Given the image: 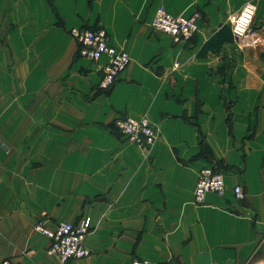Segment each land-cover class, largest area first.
I'll return each instance as SVG.
<instances>
[{
	"label": "crops",
	"instance_id": "1",
	"mask_svg": "<svg viewBox=\"0 0 264 264\" xmlns=\"http://www.w3.org/2000/svg\"><path fill=\"white\" fill-rule=\"evenodd\" d=\"M245 1L262 42L240 50L227 17ZM157 7L199 13L198 33L172 44ZM82 26L128 56L106 92L105 58L67 33ZM122 116L157 127L148 151L104 128ZM210 165L223 194L194 206ZM263 168L264 0H0V261L60 264L33 225L87 217L89 255L65 264H264Z\"/></svg>",
	"mask_w": 264,
	"mask_h": 264
},
{
	"label": "built area",
	"instance_id": "2",
	"mask_svg": "<svg viewBox=\"0 0 264 264\" xmlns=\"http://www.w3.org/2000/svg\"><path fill=\"white\" fill-rule=\"evenodd\" d=\"M255 7L251 1H245L241 7L228 15L227 27L233 40L239 46L256 45L262 40L250 31ZM200 15L192 12L188 16H173L162 7L154 10L150 22L152 30L166 35L170 42L187 44L199 31ZM68 35L76 46V55L90 62H96L105 58L100 68V79L97 84L99 92H106L115 82L118 75L129 63L126 52L115 48L109 42L106 32L99 27L70 28ZM181 66L179 61L172 64L175 70ZM113 129L121 139L138 147L142 151H148L158 137V129L146 117L133 118L122 116L112 122ZM264 181V168L262 169ZM224 191V179L222 173L215 166H205L199 169L192 190V204L199 206L203 203L207 193L222 195ZM232 194L235 199H242L243 193L240 186H234ZM91 229L87 217H82L75 222H58L52 227H46L43 222L37 221L33 225V231L46 238L49 242L47 253L54 255L60 264L71 260L86 258L89 252L84 247V240ZM0 264H12L8 260H1ZM129 264H154L150 261L132 258Z\"/></svg>",
	"mask_w": 264,
	"mask_h": 264
},
{
	"label": "rangeland",
	"instance_id": "3",
	"mask_svg": "<svg viewBox=\"0 0 264 264\" xmlns=\"http://www.w3.org/2000/svg\"><path fill=\"white\" fill-rule=\"evenodd\" d=\"M250 31H252V28H251V27H250ZM236 44H237V47H238L240 50H243V49L246 48V47H253V46L258 45V44H256V45H247V46L241 47V46L238 45L237 42H236ZM104 128H105L110 134L114 135L115 137H118V133L113 129L112 125H106Z\"/></svg>",
	"mask_w": 264,
	"mask_h": 264
},
{
	"label": "trees",
	"instance_id": "4",
	"mask_svg": "<svg viewBox=\"0 0 264 264\" xmlns=\"http://www.w3.org/2000/svg\"><path fill=\"white\" fill-rule=\"evenodd\" d=\"M217 169H218V167L217 166H215Z\"/></svg>",
	"mask_w": 264,
	"mask_h": 264
}]
</instances>
